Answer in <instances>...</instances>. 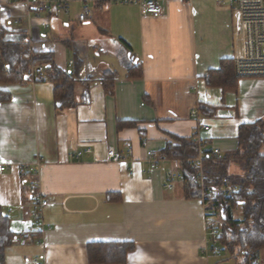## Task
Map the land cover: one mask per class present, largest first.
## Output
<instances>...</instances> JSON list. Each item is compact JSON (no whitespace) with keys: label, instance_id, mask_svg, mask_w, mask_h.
Instances as JSON below:
<instances>
[{"label":"crops","instance_id":"crops-1","mask_svg":"<svg viewBox=\"0 0 264 264\" xmlns=\"http://www.w3.org/2000/svg\"><path fill=\"white\" fill-rule=\"evenodd\" d=\"M85 1L49 17L45 30L22 0H0L3 41L22 43L30 56L51 54L77 81L75 106L57 112L54 85L33 81L32 66L28 80H0L9 96L0 102V211L13 234L3 264H89L87 245L108 242L134 244L124 264H230L231 257L207 252L205 208L186 198L180 162L158 154L175 138L192 139L201 153L232 154L239 127L264 120V79H238L232 90L205 83L221 60L242 53L232 1L158 0L157 17L138 6ZM85 8L87 21L79 22ZM105 73L113 74L111 94ZM199 105L215 114L191 117ZM109 147L121 161L108 160ZM86 148L91 153L76 159ZM39 156V172H26ZM229 174L241 170L232 164ZM29 181L48 201L41 227ZM236 251L233 264H243Z\"/></svg>","mask_w":264,"mask_h":264},{"label":"trees","instance_id":"trees-1","mask_svg":"<svg viewBox=\"0 0 264 264\" xmlns=\"http://www.w3.org/2000/svg\"><path fill=\"white\" fill-rule=\"evenodd\" d=\"M4 32L0 29V80H26L30 67L34 68L33 81H48L54 85L53 97L55 110L61 112L75 106L74 87L77 83L72 73L58 68L51 54L36 53L30 56L28 47L22 43L3 41ZM130 71V70H129ZM131 73V77H136ZM113 74H104L103 87L112 93ZM239 78L234 72L230 59L221 60L217 70L205 76L207 87L232 90ZM28 80V79H27ZM107 82H110L107 84ZM85 82L84 84H86ZM87 97V90L84 91ZM9 96L0 92V102ZM200 116L211 117L215 108L199 105ZM236 152L217 159L209 152L202 153V167L207 179L216 186L231 184L237 191L228 197L220 192L208 196V183L201 188L197 181L192 161L198 156V145L192 139L175 138V145L169 144L158 155L162 159L180 162L182 179L185 182V195L188 199H202L206 211L219 212L221 227L218 244L224 250L236 249L243 257V264L256 258L264 250V120L241 125L238 129ZM235 164L241 174H229L230 165ZM241 209V219L233 218V211ZM13 234L9 220L0 211V264L4 262L5 249L11 245ZM135 246L132 242L91 243L87 245L89 264H124ZM222 249V250H223Z\"/></svg>","mask_w":264,"mask_h":264},{"label":"built area","instance_id":"built-area-1","mask_svg":"<svg viewBox=\"0 0 264 264\" xmlns=\"http://www.w3.org/2000/svg\"><path fill=\"white\" fill-rule=\"evenodd\" d=\"M24 5L34 13L40 20L39 25L42 29L49 28V17L58 18L59 16H67L69 14V5L77 0H22ZM232 10L237 14L240 34L242 37V53L233 59L234 72L239 79H264V0H231ZM85 3L90 4H115L123 6H138L146 15L160 16L163 9L158 0H86ZM86 6V5H85ZM88 10L85 8L78 17L79 22L87 21ZM27 36L32 41V26L28 19ZM72 66V61L67 63V69ZM33 79V74L31 73ZM191 117L199 118L198 109L191 111ZM84 153H91L89 148L79 151L75 154V158L79 159ZM213 157L222 159L223 155L218 149L211 152ZM108 160L117 163L122 160L121 154L114 148L109 147L106 151ZM192 167L196 170L195 180L201 188H205L208 183V196L212 197L215 192H220L223 196L228 197L235 193L237 188L234 185L227 184L216 186L212 181L207 179L202 167V153L199 151L197 158L192 162ZM43 164V158L37 157L34 162L27 165L24 170L29 174H37ZM155 158L152 160L151 168H155ZM3 170V168H1ZM185 183V182H184ZM186 185V184H185ZM171 188V186H168ZM27 193L33 200L36 210L33 212V218L41 227V212L48 205V201L43 197L39 185L36 181L27 183ZM204 206V205H203ZM221 227L219 212L205 210V228L207 233V242L213 255H219L218 247L219 229ZM206 253V250H205ZM37 264H44L42 259L37 258ZM248 264H259L256 258H250Z\"/></svg>","mask_w":264,"mask_h":264},{"label":"rangeland","instance_id":"rangeland-1","mask_svg":"<svg viewBox=\"0 0 264 264\" xmlns=\"http://www.w3.org/2000/svg\"><path fill=\"white\" fill-rule=\"evenodd\" d=\"M233 218L234 219H238V220L241 219V209L240 208L235 210V211H233ZM218 247H219L220 250L223 249V248L221 249V247L219 245H218ZM236 252H238V251H236ZM220 255H221V257H231L230 260H232V261H230V264H233L234 260L239 261V259H237L236 256L235 257L231 256V254H230V252L228 250H224L223 249L222 251H220ZM259 262H260V264H264V250H262L261 253H260Z\"/></svg>","mask_w":264,"mask_h":264},{"label":"snow or ice","instance_id":"snow-or-ice-1","mask_svg":"<svg viewBox=\"0 0 264 264\" xmlns=\"http://www.w3.org/2000/svg\"><path fill=\"white\" fill-rule=\"evenodd\" d=\"M0 159H2V158H0ZM7 162V161H6Z\"/></svg>","mask_w":264,"mask_h":264}]
</instances>
